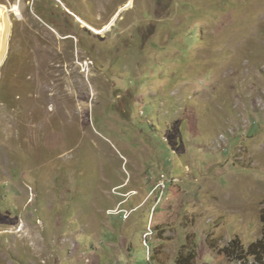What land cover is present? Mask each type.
Wrapping results in <instances>:
<instances>
[{
  "label": "rangeland",
  "instance_id": "rangeland-1",
  "mask_svg": "<svg viewBox=\"0 0 264 264\" xmlns=\"http://www.w3.org/2000/svg\"><path fill=\"white\" fill-rule=\"evenodd\" d=\"M0 7V264H234L261 238L264 0Z\"/></svg>",
  "mask_w": 264,
  "mask_h": 264
},
{
  "label": "trees",
  "instance_id": "trees-1",
  "mask_svg": "<svg viewBox=\"0 0 264 264\" xmlns=\"http://www.w3.org/2000/svg\"><path fill=\"white\" fill-rule=\"evenodd\" d=\"M220 255H223L225 260L228 258V261L231 260V258L233 260H246L245 256L253 257L256 261L254 264H264V232L262 233L261 238L248 245L246 250L238 241H233L230 243V248L228 247L219 251L217 255L218 259L220 258ZM196 258L195 251H193V249H189L187 245H184L182 251L175 258V264H195Z\"/></svg>",
  "mask_w": 264,
  "mask_h": 264
},
{
  "label": "bare ground",
  "instance_id": "bare-ground-1",
  "mask_svg": "<svg viewBox=\"0 0 264 264\" xmlns=\"http://www.w3.org/2000/svg\"><path fill=\"white\" fill-rule=\"evenodd\" d=\"M9 32H10L9 31V22H8L7 15H6V8L0 7V66L3 63V60H4L6 52H7V40L9 38ZM163 188H164V184L162 185L160 192ZM154 192H156V188H155ZM148 235H150V233L146 234V238H144L145 241H147Z\"/></svg>",
  "mask_w": 264,
  "mask_h": 264
},
{
  "label": "built area",
  "instance_id": "built-area-1",
  "mask_svg": "<svg viewBox=\"0 0 264 264\" xmlns=\"http://www.w3.org/2000/svg\"><path fill=\"white\" fill-rule=\"evenodd\" d=\"M162 185H163V176H161V179L157 184L156 192L154 193L155 195L156 194L158 195L160 193V189L162 188ZM118 214H122L125 217L126 213L124 210H119ZM248 263H256V261L254 260L253 257H248ZM234 264H240V259L234 260Z\"/></svg>",
  "mask_w": 264,
  "mask_h": 264
},
{
  "label": "crops",
  "instance_id": "crops-1",
  "mask_svg": "<svg viewBox=\"0 0 264 264\" xmlns=\"http://www.w3.org/2000/svg\"><path fill=\"white\" fill-rule=\"evenodd\" d=\"M127 251H128V249H127ZM124 254H126V255H121V257H131V252H126V253H124Z\"/></svg>",
  "mask_w": 264,
  "mask_h": 264
}]
</instances>
